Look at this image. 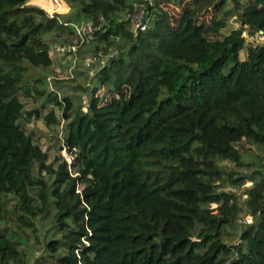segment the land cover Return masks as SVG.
<instances>
[{"label":"trees","instance_id":"1","mask_svg":"<svg viewBox=\"0 0 264 264\" xmlns=\"http://www.w3.org/2000/svg\"><path fill=\"white\" fill-rule=\"evenodd\" d=\"M31 2L0 0V264H264V165L238 171L255 164L241 142L264 154V0H64L52 17ZM86 25L94 74L63 95L50 47ZM48 106L71 163L23 127ZM248 182L241 223L224 189Z\"/></svg>","mask_w":264,"mask_h":264},{"label":"rangeland","instance_id":"2","mask_svg":"<svg viewBox=\"0 0 264 264\" xmlns=\"http://www.w3.org/2000/svg\"><path fill=\"white\" fill-rule=\"evenodd\" d=\"M31 4L38 6L40 8H43L48 13H51L52 7L48 3V8H45L47 5L45 0H36V1L32 0ZM170 5L171 7H173V3L171 1H170ZM231 6H232L231 3L229 2L228 9H230ZM141 15H142L141 11H137L133 15V17H140ZM238 25L239 24L235 23L234 19H232L228 27L222 30L218 34V38H222L224 35H227L231 30L237 28ZM55 44L51 45L50 47V56L53 58L54 62L52 65V73H50L49 75H52L54 79H56L60 83L61 85L60 87L57 85H55V87H59L60 91L64 95L68 92L67 84L84 85L85 83L89 82L90 73L84 64H85V61L91 59L92 56H90L91 54L85 55V53H81V56L83 57H80V55H77V61L74 65V68H72L73 64H72V59L70 58V56L57 57L58 55L55 53V48L59 44L58 43H55ZM69 70H72L73 77H74V71H78L81 73L79 77L76 78L75 82L71 81V79L73 78L70 76ZM21 100L25 103V109L27 111H32V109L38 106V104L33 103L30 99L21 98ZM50 109L51 107L48 106L43 112H41V117L38 119L32 118L28 122L24 121L23 127L28 134H31L33 136L35 142L38 143L40 147L48 153L49 161H52L53 159L57 157H63L64 159L67 160L69 158V155L67 154L66 150L64 149V147L61 146V143H60V137L62 136V134L61 135L58 134L56 131L49 129L45 125V121L43 117ZM56 113L58 116L60 115V111L58 109H56ZM56 128L58 129L59 127H56ZM242 146L244 150L241 148ZM238 147L240 150L242 149L241 151L244 153V155L246 156V159L250 163H255V164H252L251 167L248 169L238 170L239 172L249 173L250 171H252L253 169H256V167L259 166L260 160H261V164L264 165V154L261 153V151L256 147V145L248 143L247 141H243ZM224 164H227L229 167H231L230 166L231 164L229 162H225ZM250 186H251V183L248 182L244 186L227 187L224 189L225 191H232L237 194L238 199H239L238 206L241 209V214H240L241 223H247L249 218H251V216L247 215L245 207H244V201L246 200L244 193L246 189ZM50 222H51V217L47 216L46 218H43V220H41V222L38 224L37 227L39 229V232H38L39 244L36 245L35 243L36 241L32 234H30L29 236V240L27 241V243L30 249H32V252L35 254L34 259L38 257L40 258L42 256L43 246H44V234L50 228ZM9 228L12 229V231L15 234L21 235V231L18 229L16 225H9ZM22 237H23V234H22ZM30 253H31L30 250H26V255L24 256V264H32L30 259L27 258V255Z\"/></svg>","mask_w":264,"mask_h":264},{"label":"built area","instance_id":"3","mask_svg":"<svg viewBox=\"0 0 264 264\" xmlns=\"http://www.w3.org/2000/svg\"><path fill=\"white\" fill-rule=\"evenodd\" d=\"M36 1V0H34ZM48 1V2H47ZM45 0L46 2V7L48 8V3L51 5L52 10L51 13H48L45 9V11L49 14V16H54L56 13L63 11L65 8V4H64V0ZM43 9V8H42ZM134 15V14H133ZM133 15L131 16V23H132V30L135 34H137L138 32H142L145 31L147 28L146 23H144L142 21V15L140 17H133ZM101 20V18H100ZM75 37L72 40L71 43L69 44H65V45H58L55 48V53L58 56H70V58L72 59V68H74V65L77 61V55H78V51L81 48V46H83L84 44H86L88 42L89 39L92 38V29L90 28L89 25L86 26H75ZM256 40L258 42H264V33L260 32L259 35L256 37ZM87 62V63H86ZM95 62V58L92 57L91 59L85 61V67L87 69H89V73H90V77L93 76L94 74V69L92 68V64ZM101 64H104V61H102ZM69 74L72 77V70H69ZM54 79L53 76H49L47 78V81L49 83V88L52 86V80ZM86 103V100L84 99V104ZM61 127L58 128V134H62L63 133L61 131ZM62 136L60 137V140L62 141ZM72 156H69V158L67 159L68 163H71L72 161ZM251 219L249 218V220L247 221V223H250Z\"/></svg>","mask_w":264,"mask_h":264},{"label":"water","instance_id":"4","mask_svg":"<svg viewBox=\"0 0 264 264\" xmlns=\"http://www.w3.org/2000/svg\"><path fill=\"white\" fill-rule=\"evenodd\" d=\"M234 22L239 24V20L237 18H234Z\"/></svg>","mask_w":264,"mask_h":264},{"label":"crops","instance_id":"5","mask_svg":"<svg viewBox=\"0 0 264 264\" xmlns=\"http://www.w3.org/2000/svg\"><path fill=\"white\" fill-rule=\"evenodd\" d=\"M57 56V55H56ZM57 57H59V56H57ZM53 59V58H52ZM53 62H54V60H53Z\"/></svg>","mask_w":264,"mask_h":264}]
</instances>
